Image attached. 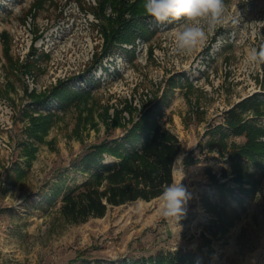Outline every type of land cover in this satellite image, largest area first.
I'll return each instance as SVG.
<instances>
[{"label":"rangeland","instance_id":"obj_1","mask_svg":"<svg viewBox=\"0 0 264 264\" xmlns=\"http://www.w3.org/2000/svg\"><path fill=\"white\" fill-rule=\"evenodd\" d=\"M105 2L0 0V264H154L159 252L197 248L208 264H264V180L259 197L236 193L246 210L217 236L212 231L217 217L202 199L208 195L221 203L208 170L238 186L231 176H222L230 163L218 140L222 131L229 144L246 139L224 123L226 114L237 111L264 128V104L262 115L254 103L241 105L254 96L264 103V65L246 59L251 48L264 44V0H225L223 22L206 29L204 42L188 55L172 51L173 30L183 20L158 23L146 13L131 31L124 28L135 39L110 45L105 30L119 14L112 1L102 9ZM131 17L130 11L124 15ZM60 82L88 91L89 100L69 111L52 97L47 106L32 103L31 92L48 93ZM156 104L159 122L179 136L183 147L174 174L191 193L184 218L163 217L159 197L111 206L105 217L84 224L68 223L60 212L63 194L87 178L74 167L107 138L104 112L110 120L122 112L125 127L109 135L122 142L128 128ZM50 110L58 119L45 143L36 144L28 167L20 146L27 140L26 114ZM15 163L28 177L13 186L6 177ZM59 189L60 195L54 193ZM233 204L242 210L236 200Z\"/></svg>","mask_w":264,"mask_h":264},{"label":"trees","instance_id":"obj_2","mask_svg":"<svg viewBox=\"0 0 264 264\" xmlns=\"http://www.w3.org/2000/svg\"><path fill=\"white\" fill-rule=\"evenodd\" d=\"M109 1H112L119 14L116 19L109 20V27L105 30L109 44L112 45L118 39L127 42L135 39L136 35L132 37L130 34L126 35V32L132 30L131 25L139 20V15L146 13L144 4L142 2L129 4V0H106L102 9ZM127 11L131 12V18H124ZM30 96L32 103H40L43 106H47L52 97L63 111H69L73 107L81 108L82 104L89 100L90 93L73 90L64 82H60L48 93H38L34 90ZM250 103H254L256 114L262 115L259 108L264 103L254 96L244 100L241 105L246 108ZM121 113L116 111L110 120L109 112H104V120L108 122L107 138L91 146L74 167L75 171L86 174L87 178L63 194L60 212L70 224L79 225L87 223L92 218H103L111 206L118 207L140 200L151 202L160 197L164 185L175 181V165L183 153V147L179 136L159 122L160 105L148 108L134 122L133 127L128 128L122 142H119L117 139L112 140L109 135L114 128L125 127ZM57 119L58 116L51 110L39 112L37 115L27 112L26 120L29 121L26 128L27 140H23L20 146L21 155L28 167L32 166L36 158L38 151L36 144L45 143L46 136ZM224 121L234 131L235 136H244L246 141L243 144L235 142L229 144L227 142L229 135L224 131L218 140L220 151L224 154L228 150L230 163V170H224L222 176L223 178L231 176L237 187L230 186L228 181L221 182L217 174L208 170L212 184L219 190L221 202H213L208 195L202 197L206 209L217 217L212 227L215 236L221 231L226 233L242 218V213L246 210L244 198L237 196L236 193L254 197L264 180V128L249 123L243 114L234 110L226 114ZM106 155L116 160L108 162ZM246 160L257 167L259 173L252 172ZM27 177L28 171L19 163H15L7 172L6 183L16 186ZM62 190L54 193L60 195ZM233 200H236L242 210L234 206ZM198 252L204 256L199 248L196 251L159 252L156 254L154 264H208V258L204 256L203 259H199Z\"/></svg>","mask_w":264,"mask_h":264},{"label":"clouds","instance_id":"obj_3","mask_svg":"<svg viewBox=\"0 0 264 264\" xmlns=\"http://www.w3.org/2000/svg\"><path fill=\"white\" fill-rule=\"evenodd\" d=\"M147 15L158 23L181 21L183 23L173 30L176 55H188L206 39V29L213 31L223 22L226 12L225 0H144ZM247 62L264 65V44L251 48ZM261 195L257 190L256 196ZM191 193L182 182H173L163 186L160 195L161 215L174 218L179 222L186 215V205Z\"/></svg>","mask_w":264,"mask_h":264}]
</instances>
